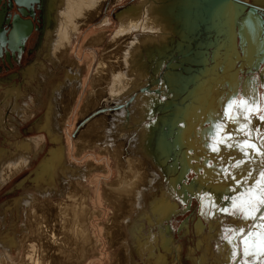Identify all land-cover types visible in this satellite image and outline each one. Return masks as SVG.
Returning <instances> with one entry per match:
<instances>
[{
	"label": "bare ground",
	"instance_id": "obj_1",
	"mask_svg": "<svg viewBox=\"0 0 264 264\" xmlns=\"http://www.w3.org/2000/svg\"><path fill=\"white\" fill-rule=\"evenodd\" d=\"M106 1L107 0H42L41 3L43 5L42 6L43 27L41 29L42 34L40 36V41L37 46L38 58L35 61L38 67L37 69H35L34 66H31V67H27L25 71H22V76L24 77V79H26V77L28 78L30 77L31 82L30 83L25 82L28 85V87L25 88L24 90H21V86L16 88L15 84H10L8 87H2V85H0L1 88L0 89L1 90L0 91V131L3 137H10L12 139L14 138L15 140L18 141L17 143H13L11 145L10 151L0 150V186L2 184H5L12 176H15L17 173L29 167L31 160L36 159L40 153H43L45 151L47 140L52 145L49 147L47 154L43 157V159L35 167V169H33V171L30 172L29 175L23 178L21 182H19L15 186L16 189L24 188L25 183L29 182L32 185V188L34 189L33 194H29V195L21 194L20 197H17L13 200H9L8 202H5L1 206L0 264H69V262L71 261V256L75 252H78V259H79V261H77L76 264H81L82 260L86 259V254H89L90 251L96 247L97 241L94 240V238H92L89 234L90 233L89 231L91 230L89 226L91 224L87 222L88 218L92 215H90V212H88L84 208L85 202L88 199L87 195L90 194V191L88 190L84 194H82L83 193L82 192L79 195L77 202V200L75 199V197H78V195L75 196L76 191L78 192L76 186H78V184H80L81 181L83 180V175L81 174V172L80 174L79 173L76 174L75 173L76 169L75 168H74L75 170L71 169L70 165L66 160L67 145L71 146V141L69 139L70 137L65 133L64 128H65V122L67 121L68 117L71 115L72 112L73 105L71 104L72 102H74V98L76 94L79 92V90L85 86L84 83H86L85 82L87 79L86 77H88V79L93 78L92 82L93 84H95V82L98 80V75L101 74L102 72L108 70H115V69H119L117 71H120V67L122 66L121 64L124 65L125 56L124 57L120 56L119 55L120 53L108 52L109 54H105L102 67L100 66L101 65L100 63L98 64L99 67L96 73L97 75L96 74L94 75V73H92L91 77L89 71L91 64L88 61L89 56L84 55L82 61H79V62H83L84 64V66L82 65L83 68H81L77 62L70 61V63H68L65 59L67 53H69L70 50L68 48L69 45L68 43L71 41V39L76 38V36L81 32L80 30L84 26L86 27L87 24H91L93 22L98 21L100 17L105 14L104 4ZM153 1L146 0L145 6L147 5L148 8L146 7L145 8L146 10L148 9V14L153 13L154 9L149 8L150 6L154 5ZM240 1L249 4V0H240ZM252 2L254 5V0H252ZM132 13L134 15L136 14L134 12ZM230 13L231 12H229L228 15H230ZM169 14L171 13L165 15L168 16ZM118 16H119V22L123 27L125 26V23L128 20H130V15L128 14H124V16L122 17H120V14ZM136 16H138V14H136ZM133 19L134 20H131L132 22L131 27H133L131 28V31L134 32L135 30L136 33L134 34H137V32L139 31H143V33L148 31L152 33L153 31L154 32L156 31V29L155 30L149 29L148 26H144V28L140 29L141 25L144 24L143 20L141 18L140 20L139 17H135V18L133 17ZM165 20L166 19L164 18V21ZM180 22L181 21L178 19L177 21H175V23L173 22V25H171V23L169 25L165 23L166 26L161 31V34L164 33V35H161L162 39L163 37L164 38L168 36L170 37V35L174 34V32L172 31L176 30L175 29L176 27L177 29H179ZM127 32L128 31H126L125 33ZM85 37L86 34L83 35L82 39L84 40ZM17 38L18 37L15 36L14 39L16 40ZM189 44L190 46L193 47L192 41L189 42ZM236 44H237V39H236ZM198 45L200 46V43ZM167 48L168 46L164 45L161 51ZM79 51H81V49H79L78 52ZM236 52L239 58L238 49L236 50ZM233 56H234L233 53L227 55V60L225 62L226 64L224 65L225 76L223 78H219V77L213 78V84L215 85L219 84L222 86V88H224L225 86L229 88L231 93H228L227 97H225L224 93L221 92L219 88L217 90L212 86L206 85L205 87L203 86V88H201L202 87L201 86L200 90L204 91L205 95H202V93L199 94L198 92L199 90H196L195 94L191 95L195 98H199V105H200V106H194V109H192L193 111L192 118L187 117L189 113L184 112L185 111L184 109H183L184 111H182L180 115L176 114V112L179 111L175 112V116L171 114L173 119L180 117L182 119L181 122L185 123L186 124L185 126L188 127V130H186L185 128L186 131L185 130L179 131L182 132L183 134V136L180 137L181 140L179 139V137H176L177 139H179L178 140L179 142L181 141V145L184 146L187 145V147H185L186 150L183 151L184 154L182 153V155L176 152L175 154L178 155L174 154L175 155L174 157L171 154L165 156L164 154L165 152L161 148V144L159 146L155 145L154 125H153L154 119H157L158 122L160 121L159 119L163 117L164 120L161 121L165 122L167 117L170 116V114L166 115V113H168V111L171 110V106L170 104H167L168 106L165 105L159 106L161 104L155 103L157 101L156 98H155L156 101L154 102V100L151 101V99L145 97L144 103L147 102L146 105L144 104L145 109L143 111V114H141V116L139 117L140 120L138 119L137 120L139 121V123L143 122L144 120H151L150 124H146V125L144 124L145 128L143 129L146 131L147 135L143 134L144 133L143 132L142 133L143 136L141 134L142 137H140V142H137L135 140L137 138L136 136L135 139L133 138L134 141L133 142L131 141L132 143H130V141L128 140L129 142L128 144H130L128 148L130 147V149L132 150L135 149L134 150L135 152L137 151L136 149L138 148V145L141 144L140 146H143L142 158L143 156L145 158H143V162L139 160L135 164L136 160L134 159L133 156L137 152L134 154L132 153L131 150L132 154L130 156L131 158H129L130 160H128V163L132 175L126 176L124 175V171L121 172L119 171L120 172L119 174L120 178L118 180L119 182L116 184L115 187H112V189H110V197H112L111 198L112 204L115 209V216H114L115 218L113 219V222L110 221L109 224L107 223L108 230H106L107 231L106 235L109 238V242L114 246L122 245L124 252H126L128 250L126 247L128 246H126L127 243L126 244L123 243L124 232L120 230H122L121 228L127 226H131V228L129 227L130 231L128 232H129V238L131 237L133 241L129 248L130 251L128 253L126 252L127 254L123 253L121 256H119V258L117 257L118 258L117 264H168V260H169V264H178L179 263L178 261H180L181 259V251H180L181 247L179 245L174 244L173 236L172 234H170L173 228L172 224L173 222H175L179 212L183 211L184 205L187 206L188 203H190L191 205L192 198L194 196L196 197L197 194L202 195V193H204V196L206 195V198L205 197H204L205 199L203 198L204 207L202 214H200L202 215L200 216L201 220H198L197 223L194 225L195 233L198 235V237L199 236L202 237L204 233V226L202 220L205 221L207 225H209L210 227L209 229L212 232L215 231L217 226L222 228L224 224L227 222L224 221L223 219L221 220L220 217L221 215L228 214L229 212L231 213L232 211L230 210V208L232 207V202H230L229 200L225 201V197L229 196L230 194H232L233 196L234 191L231 189V184L233 183L234 179L230 177L231 175H227L228 171L225 169V167H222L221 165L218 164V162L214 161L215 164L211 165L210 167L205 166V168L207 169L202 179L200 177L199 179H194L189 185L187 184V182L189 180L188 177L191 174V172H193L194 174V172L197 171L196 173H198L200 165H202V164L193 165L194 157L197 158V160L200 157L201 158L204 157L206 158L205 161L208 160L209 162L210 158L215 160V156H219L220 152L222 151H226L227 153H229V151L231 152L234 151L236 154L240 152H244V150L243 151L241 150L240 145L246 139V136L245 137L242 136V133L238 131L240 126L243 123H245L243 119H238L235 122H230L228 128H226L227 129L226 135L230 134L232 138L230 140H227L226 144L218 145V149H219L218 151L213 152L211 150V145L213 144V138L215 137L216 139H219L220 137V133L217 132L216 126L221 125L224 128L228 123V121H226L224 117H222V119H219L218 121L216 120V117L218 116L219 113H221L223 107H226L229 101L233 99L239 84L237 74L232 73V69L235 68L234 65L237 62L236 60H238L235 59ZM40 58H42V61L40 60ZM197 58L198 57L196 56V53L188 57L189 62L187 60L188 63H186V65L188 66L187 69H190V67L193 68V66H195V68L200 67ZM245 58L249 61L248 62L249 64L252 61L254 64L253 52H251L250 55L248 54L245 55ZM48 65H51L53 67L60 66L58 68L62 67L67 71L65 72V78L63 79V82L61 81L57 82L56 85L52 88V90L51 91L49 90L48 94H46L45 85L46 82L49 80V78L52 76L51 75L52 72L50 71ZM177 67L175 69H177ZM127 68L126 69L122 68V69H125L127 71ZM155 71L153 75L155 74ZM176 75H174V77ZM95 76H96V81H95ZM154 77L156 76L154 75ZM174 77L172 78V82L175 79ZM151 78L153 79V77ZM179 78L176 79L179 80ZM261 81L262 82L257 81V84L259 83V85L260 84L264 85V70L261 73ZM184 82L189 83L190 81H187L186 78V81ZM32 83H34L35 86H33ZM173 84L174 83H172V85ZM180 84L181 83H179V85ZM179 85L177 84L178 87ZM138 86L139 85L137 83V88ZM157 86H159V84H157ZM175 86L176 84L174 85V87ZM242 88H243L242 92L244 94L243 96L245 98H248L251 101H255L256 104H259L260 96L258 93V89H256L257 87L255 88L254 80L253 81L247 80L245 83L242 84ZM171 90L170 92H172ZM163 93L165 95H163ZM167 93L162 92V95L166 96ZM179 93L176 94H178L179 96ZM45 95L47 99L45 98L46 100L44 101L43 99ZM155 96H157V94L153 95L152 98L154 99ZM149 101L150 103H148ZM151 102L155 106L154 109L151 108V106H149L151 105ZM40 104L42 105L44 104V107L46 108V113L44 112L45 113L44 121L41 122L40 124L35 123V129H37L36 132H38V134L40 135L38 136V138H41L42 141L45 142L42 144V147L40 148L41 152L37 151L36 149V145H38L36 139L31 140V138L29 139L22 138L20 139V141L19 139H16L17 136L19 135V128L27 121V119L32 117L34 110H36V108H38V105ZM147 105L148 107H146ZM86 110L87 109H85V106H83L81 111L82 112L81 120L83 119L86 120L87 116L92 112H94L92 111L89 113L86 112ZM163 112L164 114H162ZM158 113H161L162 115L156 116ZM182 114L184 115V117L181 116ZM207 122L211 124L209 129L198 130L199 125H203ZM178 124L181 123L180 122L176 123L175 127H177ZM7 126L9 130H7ZM248 126L249 127L251 126L252 132L254 133L251 143L257 145L258 147L261 144H264V139H261V137L264 136V122L260 124L261 127L260 132L262 133L260 139H258L257 136H255L257 132L256 131L257 123L255 119H254V123H249ZM91 127L89 128L87 127L88 133L92 131ZM247 128L245 129V131L247 130ZM95 129L96 128L94 127L93 130ZM175 129L176 128H174L173 130ZM172 131H171V136H174L176 130L173 132ZM130 135L131 134H129V136ZM203 138H204L203 141H206V143L201 145L200 141H202L201 139ZM4 141L5 143H7L6 138L4 139ZM92 145L95 144L90 143L88 147H91ZM102 145L103 147H106L105 146L106 144H102ZM124 145L125 143L122 144V146ZM229 146H231L230 150H228ZM12 147L14 149H12ZM125 150L127 151V149ZM193 150L198 151L197 154L195 153V156H192L191 151ZM189 152H191V154ZM139 157L141 158V156H138V158ZM148 159L153 160V162L156 163L159 170L161 169L162 173L164 171V164L167 163L169 160L172 161V163L169 164V167L167 168L168 169L167 171L168 175H166L167 177L165 178V176L162 174L163 175L162 177H164L163 179L166 180V184H167V187L165 189L160 188L161 185H159V182L161 180L158 174L153 172V170L151 171V169H149V166H147ZM262 159H263L262 166H260V168L264 169V156ZM122 166L124 167V165ZM73 167L74 166H72V168ZM136 171L138 172L137 174H135ZM74 176L76 177L75 179ZM240 189H241L240 187H237V189H235V192L240 191ZM62 195H65V199L71 201V203L74 202V205H70V203H67V201H63ZM51 196L58 197V199L52 202V200L50 199ZM89 196H90L89 198L91 199L92 195ZM96 197L98 198V196ZM178 198L180 200H177ZM97 202L98 200L96 199L95 201H93L94 204H97ZM224 209H229V212H225ZM129 216L130 217L132 216V218L128 219ZM238 217H239L238 215H233L231 219V223L234 222L237 224V226L239 227L241 226V228L244 229H247L249 228V226H252L254 224L260 223V221L258 220L253 221V220H243V219L242 221L239 222L240 219H238ZM189 226H190L189 222L185 221L180 226L179 230H182L184 234H189L190 232ZM230 228L232 227H229V229ZM109 229L111 230V232H109L110 231ZM206 238L207 237L204 236L203 239L198 240L196 249H198L200 245L203 243L205 245V249L208 251L206 252L210 253L209 246L206 242L208 240ZM210 238L212 240H216V236L214 235H211ZM236 243H237L236 240H233L232 243L224 242V244H222V247L219 250V252H221L220 256L214 257V255H212L213 260L211 264H237V261L241 259L240 256H237L236 260L232 259L233 250L238 251V249H236ZM22 248L25 249L23 251L24 253H22L24 256L23 261L21 263L13 262L12 253L15 252L17 253L16 255H18ZM161 248L163 249L164 253L161 252ZM196 249L190 248L188 250L190 254V255L188 254V257L192 259L193 264H199V263L204 264L205 263L204 260H199L195 257ZM179 264H183V260Z\"/></svg>",
	"mask_w": 264,
	"mask_h": 264
},
{
	"label": "rangeland",
	"instance_id": "obj_2",
	"mask_svg": "<svg viewBox=\"0 0 264 264\" xmlns=\"http://www.w3.org/2000/svg\"><path fill=\"white\" fill-rule=\"evenodd\" d=\"M263 1L264 0H254V3L257 6H263L264 8ZM41 2L42 0L38 3L39 7L37 8L40 11L39 16L36 13L37 12L36 6H34V14H35L34 17L36 19L38 18L37 19L38 21L37 29L33 30L32 34L30 35L29 41L26 43V47H29L30 49H32V52L26 55L25 57L23 56L21 57L19 61V65H18L19 67L16 66L13 69V71H11L13 74L9 71L10 74H8L7 72H4L1 75L0 85H2V87H8L10 84H15L16 86L18 85L21 86V90H24L25 88L28 87L26 83L31 82V78L29 77L30 78L29 79L28 77H26V79H24V77L22 76V71H25L27 67L34 66L35 69H37L38 67L35 61L38 58L37 46L40 41V36L42 34L41 29L43 27L42 25V22H43L42 6L43 5ZM153 2H154V5L149 7L150 9H154L153 13L148 14V9L146 10L148 6L147 5L145 6L146 0H114V1L107 0L104 4L105 14L102 15L98 21L93 22L91 24H87L86 27L82 26L83 28L80 30L81 32L76 36V38L71 39V41L68 43L70 45V46L68 45V48L70 50H69V53H67L65 60L68 63H70V61L77 62L80 65V67L83 68L84 66L83 62H79V61H82L84 55L89 56L88 61L91 64L90 70H89L90 77L92 76V73H94V75L97 73L99 63L101 64L100 66L102 67L105 54H109L108 52L120 53L119 54L120 56H123V57L125 56L124 65L121 64L122 66L120 67V71H117L119 69H115V70H108V71L102 72L101 74L98 75L97 81H96V76H95V81L97 82V83L95 82V84H93L92 82L93 78L88 79V77H86L87 78L85 81L86 83H84L85 86L83 85L84 87L80 89L79 92L76 94L74 98V102H72L71 104L73 105L71 115L68 117L67 121L65 122L64 131L70 137L69 139L71 141V146L67 145L66 160L68 164L70 165L71 169L77 170V171L75 170L76 174L78 173L80 174L81 172V174L83 175V180L81 181L80 184H78V186H76L79 193L76 191L75 196L78 195V197H75V196L74 197L78 202L79 195L82 192H83L82 194H84L86 191L88 190L90 191V194L87 195L88 199L85 202L84 208L88 212H90V215H92L89 217L90 219L88 218V221H87L88 223L91 224L89 226V228L91 229L89 231L90 232L89 234L92 238H94V240L97 241V242L95 241L96 247L93 248L89 254H86V259L82 260L81 264H117V259L119 258V256H121L123 253L127 254L130 251L129 248L133 241L131 237L129 238L128 231H130L131 226L121 228L122 230H120L124 232V242L123 243L125 244L127 243L126 246L128 247L126 248L128 250L126 251L125 249L127 253L124 252L122 245L114 246L109 242V238L106 235V232H107L106 230H108L107 225L110 223V221L113 222V219L115 218L114 217L115 209L112 204V199H111L112 197H110V189H112V187H115L116 184L119 182L118 181L120 178L119 174L121 171H124V175L126 176L132 175V173L130 172L131 169L128 163V160H130L129 158H131L130 156L132 153L135 154L137 152L135 154L136 156L134 154H133L134 156L132 155L134 159L136 160L135 164L139 160L143 162V158H145L144 156L142 158V155H143L142 147L143 146H140L141 144L138 145L136 152L134 151L135 149L132 150L130 149V147L128 148V146H130V144H128L129 143L128 140L130 141V143H132L134 141L133 138L135 139L137 137L135 140L137 142H140V137H142L143 134L147 135L146 131L143 128H145L146 124H150L151 120H144L143 122H140V123L138 121L140 120L139 117L141 116V114H143V111L145 109L144 104L146 105L147 103V102L144 103L145 97H148L149 99H151V101L154 100V102L157 99L155 103L161 104L159 106H162V105L168 106L167 104H170L171 106V110L168 111V113H166V115L170 114V116L167 117L165 122L161 121V120H164L163 117L159 119L161 121V122L158 121L159 123L157 122V119H154L153 125H154L155 145L159 146L161 144V148L164 150L165 156H168L169 154H171L174 157L175 155H178V154L180 155H182V153L184 154L183 151L186 150L185 147H187V145L185 146L181 145V141L180 142L178 141L179 139L181 140L180 137L183 136L182 132H179V131L180 130L184 131L185 128L186 130H188V127L185 126L186 125L185 123L180 122L181 124H178V126L175 127L176 129H178L177 131L179 132L180 136H177V137H179V139L175 138L176 134H174V136H171V131L174 129V127L172 126L173 118L171 114L175 116V112L179 111V112H176V114L180 115L182 111L185 110L184 112L189 113V114L187 113L188 114L187 117L192 118L193 117L192 109H194V106H200V105H199V98H195L191 95L195 94L196 90H199L198 91L199 94L201 93L202 95H205V94H204V91L200 90V88L197 89L196 85L194 86L195 89L193 88L192 90L193 92L189 93V96L187 97L185 96L186 95L185 91L181 93L182 92L181 90L184 88V86L190 84L188 82H184L186 81V78L184 77L185 75H187L185 74L186 72L184 71L187 70L188 68L186 63H188L189 60L186 58L185 61L188 60V62L184 61V63L182 62L180 64V59L176 55V53L178 51L179 53H184V54H188V53L195 54L196 53L199 55H204L205 51H202L200 47L206 44H210V42H213L216 44L215 48L213 49V52H216L217 54V52H219L218 43H220V41L217 40V35L219 34L218 29L224 32L223 26L224 25L230 26L228 31L226 30L225 33L229 36H233L234 31L232 27L235 22L234 20L236 16V11L241 10V5L239 3L233 2V0H176V1L175 0H157V2L155 0ZM174 2H176L177 4ZM249 4H253L252 0H249ZM229 7L233 10L232 11L233 13L232 14L230 13V15H228ZM213 10L215 11V13L212 12ZM132 12L138 14V16H136V14L134 15ZM166 12L171 13V14L167 16L165 15V14H168ZM123 13L130 15V20H128L125 23L124 27L119 22V16H118L119 14H120V17L124 16ZM132 16L134 18L139 17V19L141 18L143 20L144 24H142L143 26L141 25L140 29L144 28V26H148L149 29H153V30L156 29V31L155 32L153 31L152 33L150 31L144 32V33L143 31H139L137 32V34H134L136 33L135 30L134 32L131 31V28H133L131 27V23H132L131 20H134ZM210 16L212 17V19L214 18L212 22H209V24L206 23L204 25L200 24V22H202L203 20H209L208 18H210ZM164 18L168 22L166 20L164 21ZM178 19L181 21L179 24V29H177L176 27L175 28L176 30L172 31L174 32L175 35L172 34L170 35V37L169 36L166 38L163 37L162 39L161 35H164V33L161 34L162 29L166 26V24L169 25L171 23V25H173V22L175 23V21ZM190 22H193L194 24V25L192 24L191 28L189 27ZM227 22H229V24ZM212 28L214 30H213V34L210 36L207 33V30L208 29L211 30ZM126 31L128 32L131 31V32L125 33ZM84 34H86V37L83 40L82 37ZM179 34L181 35V37ZM142 35L143 36L145 35L146 37L145 36L143 37ZM229 40H230V45L232 46L234 43L233 39L230 37ZM191 41L193 42V47L190 46L189 44V42ZM199 43L201 46L198 45ZM237 44H238V39H237ZM164 45L168 46V48L163 49L161 51ZM79 49H81V51H79L80 53L78 52ZM224 49L226 50V48ZM237 49L239 52V58L238 60H236L237 62L234 65L235 68L232 69V73H236L238 76V82H239L238 88L239 89L237 88L236 94L233 97V99L244 95L242 92L243 83H245L247 80H251V81L254 80L255 88L257 87L256 89H258V93L260 96L259 104H261L262 98H264V85L262 84L259 85V83L257 84V81L262 82L261 73L264 70V64H261L257 70H254L253 61L249 64L248 63L249 61L245 57H242V53L240 52L238 45H237ZM211 50L212 48H209V47L207 48L208 53H210ZM150 54L153 56H151ZM253 57H254V52H253ZM40 60L42 61V58H40ZM168 63H169L168 65L169 67L166 68V64ZM158 64H160L161 66ZM225 64L222 65V62H221L220 66L222 65L224 68ZM179 65L180 66L182 65L181 67L185 70L184 71L180 70L181 67ZM48 66H49L50 71L52 72L51 74L52 76L46 82V85H45L46 94H48L49 90L50 91L52 90V88L56 85L57 82L59 81L63 82V79L65 78V72L67 71L62 67L58 68L60 66L58 67H53L51 65H48ZM175 66L176 67L178 66L177 69H175L176 68ZM122 68H125V69L127 68V71ZM156 68H159V69H156ZM193 68H195V66H193ZM158 70H159V73H158ZM170 70L173 72H171ZM154 71H155L154 75L156 77H154L153 75ZM165 74L166 75L169 74V75L166 76ZM174 75H176L177 77L176 76L174 77ZM224 76H225V73H222L215 77L223 78ZM151 77H153V79ZM173 77L175 79L172 82ZM176 78H179V80H177ZM201 78L205 79L206 77H201ZM213 78H207L208 81L210 79L212 80V82L211 81H209V83L207 82V86H212L216 88L217 90L219 88V90H221V92L224 93L225 97H227V94L231 93L229 88H227L226 86L222 88V86L219 84H216V85L213 84ZM175 80H176V83H175ZM137 83L140 86V87L138 86V88H137ZM156 83L159 84V86H157ZM172 83L174 84L172 85ZM179 83L181 84L179 85ZM160 84L161 85L163 84V85L161 86ZM175 84L176 86L178 84L179 87L181 88H179L178 86L174 87ZM32 85L35 86L34 83H32ZM191 86L192 84H190V87ZM170 90L172 92H170ZM162 92H166V93L170 92V93H167L170 95L166 94V96H163L165 94L163 93L162 95ZM176 93H179V96ZM156 94L157 96H155L153 99L152 98L153 95H156ZM45 98H46V95L44 96V99H43L44 101L47 99ZM148 103H150V101ZM152 105L153 104L151 102V105L149 106H151V108L154 109L155 106L154 105L152 106ZM83 106H85V109H87L86 112H89V113L92 111L94 112H92L93 114L91 113L88 116L86 115L87 116L86 120H83V123L79 125L81 118H82L81 111H82ZM146 107H148V105ZM224 109L225 107H223L222 110ZM222 110H221V113H219L218 116L216 117L217 121L219 119H222L223 117ZM44 112L46 113V108L44 107V104L38 105V108L34 110L32 117L27 119V121L19 128V135L16 138V139H19V141L22 138L23 139L31 138V140L36 139V142H38V145H36L37 151H40L42 144L45 142L42 141L41 138H38V136L40 135L38 134V132H36L37 129H35V123L40 124L41 122L44 121L45 119ZM162 114H164V112ZM162 114L158 113L156 116H159ZM254 119L257 123V127H256L257 132L255 136H257V138L260 139V136L262 135V133L260 132L261 131L260 124L264 121L260 119V113H257L256 115L252 116L250 118L249 123H254ZM96 120L99 122H97ZM229 124L230 122L228 121L227 125L223 128L224 134H226V131H227L226 128H228ZM210 125L211 124L209 122L203 125H199L198 130L209 129ZM248 125H247L248 128L245 132L250 133V136H246V139H249L251 142L254 136V133L252 132L251 126L249 127ZM93 126L97 130L96 129L93 130L94 129ZM87 127L88 128L91 127L92 131L90 133L87 132V129H88ZM7 130H9L8 126H7ZM137 132L139 135L137 134ZM129 134L131 135L129 136ZM242 136L245 137L244 134H242ZM5 138L7 139V143H5L4 141ZM201 140H202L200 141L201 145L206 143V141H203L204 138ZM17 142L18 141L15 140L14 138L12 139L10 137H3L0 131V150L10 151L11 145ZM90 143H94L95 145H92L93 146V147L91 146L92 148L88 147ZM124 143L125 145L122 146V144ZM102 144H106L105 145L106 147H103ZM50 146L52 145L47 140L45 151L43 153H40L36 159H32L33 161L31 160L29 167L17 173L15 176H12L5 184H2L0 186V211H1L2 204H4L5 202H8L9 200H13L17 197H20L21 194H24V195L33 194L34 189L32 188V185L29 182L25 183L24 188L16 189L15 186L16 184L21 182L23 178L29 175L30 172L33 171V169H35V167L41 162L43 157L47 154V151ZM12 149L14 148L12 147ZM125 149H127V151ZM230 149H231V146L228 147V150ZM131 150H132V153H131ZM251 151L252 150L250 149H244V152H240L237 154L234 151L232 152L229 151V153H227L226 151H222L220 152L221 157L220 155L215 156V160L210 158L211 160L209 159V162L208 160L205 161L206 158L204 157L202 158L200 157L198 158V160L197 158L194 157L193 165H200V164L202 165H200L198 173H196L197 171L194 172V174L193 172H191V174L188 177L189 180L187 184L189 185L194 179H199V177L202 179L207 169L205 168V166L210 167L211 165L215 164V162H218L219 165H221L222 167H225V169L228 171L227 175H231L230 177L234 179L233 183L231 184V189L234 191V194L233 196L232 194H230L229 196L225 197V201L229 200L230 202H233L235 198L244 194L249 188H253V186L256 187V181L257 179H260L259 174H260V171L262 170L260 166H262L263 156L260 155L259 153L253 154V152ZM138 152H139V155H138ZM176 152L178 154H175ZM191 152H192V156H195V153L196 154L198 153V151H195V150ZM191 152L189 153L191 154ZM245 153H248V154L245 156ZM138 156H141V158L140 157L138 158ZM151 159L147 160V166H149V169H151V171L153 170V172L158 174L161 180L159 182V185H161L160 188L165 189L167 187V184H166V180L163 179L164 177L162 176L164 175L165 178L167 177L166 176L168 175L167 168L169 167V164L172 163V161L169 160L167 163L164 164V171L162 173L161 169L159 170L156 163L153 162V160ZM152 164L155 166H153ZM122 165H124V167ZM72 166L74 167L72 168ZM137 173L138 172L136 171L135 174ZM75 178L76 177L74 176V179ZM237 187H240L241 189L240 191L235 192V189H237ZM89 195H92L91 199L89 198L90 197ZM200 195L201 194H197L196 197L194 196L192 198L191 205L190 203H188L187 206L184 205L183 211L179 212V214L176 217L175 222H173L172 224L173 228L170 234H172L173 236L174 244L179 245L181 247L180 249L181 259L180 261L177 260L179 263H181V261L183 260V264H193L192 259L188 257V254H189L188 250L190 248L196 249L198 240L203 239L205 236L207 237L206 239L208 240L206 242L209 246L210 253H207L208 251L205 249V245L202 243L201 244L202 246L200 245V247L196 249L195 257L199 260H204L205 262L204 264H211L213 260L212 255H214V257H219L221 254L219 250L222 247V244H224V242H228V240L225 239V237L227 236L231 238L232 234L230 230L241 228V226L240 227L237 226L236 223L234 222L231 223V219L233 215L229 212L228 214L221 215L220 217L221 220L223 219L224 221H227L224 224V226L222 228L217 226L215 231L213 232L210 231L209 225H207L205 221L202 220V223L204 226V233H203V236L202 237L199 236L200 237L199 238L198 235L195 233L194 225L197 223L198 220H201L200 216L202 215L200 214H202L203 212L204 199L206 198V195L204 196V193H202L201 196ZM96 196H98V198ZM50 199L53 202L54 200H57L58 197L51 196ZM95 199L98 200L97 204L93 203ZM62 200L67 201V203H70V205H74V202L71 203V201H68L67 199H65V195H62ZM177 200H180V199L178 198ZM230 210H232V207L230 208ZM131 218L132 216L128 217V219H131ZM238 219H240L239 222L242 221L240 217H238ZM185 221L189 222L190 224L189 234H184L182 230H179L180 226ZM229 227H232V228L229 229ZM249 228H251V226H249ZM249 228L245 230H248ZM109 232H111V230ZM209 235L216 236V240H212ZM24 250L25 249L22 248L18 255H16L17 253L13 252L12 261L15 263H21L24 257L22 254L24 253L23 252ZM161 252L164 253L162 248H161ZM203 253L205 254V256ZM77 261H79L78 252H75L71 256V261L69 262V264H76ZM168 264H169V260H168Z\"/></svg>",
	"mask_w": 264,
	"mask_h": 264
},
{
	"label": "water",
	"instance_id": "obj_3",
	"mask_svg": "<svg viewBox=\"0 0 264 264\" xmlns=\"http://www.w3.org/2000/svg\"><path fill=\"white\" fill-rule=\"evenodd\" d=\"M11 1H13L16 5L22 7L21 9H18L19 13L22 14V16L26 15L25 8L31 10V16L32 14V4L35 0H8V2L11 4ZM37 2V1H36ZM233 2L239 3L241 5V10L236 11L235 16V22L233 24V31L234 35L229 36L225 33V31L230 28V26H223L224 32H222L220 29L219 34L217 35V40L220 41L218 43V51L213 52V49L215 48V43L210 42V44H206L204 46H201V50L205 51L204 55L196 54L198 57L196 60L199 61L200 67L199 68H192L185 70L186 74L184 78H187V81H190L189 83L192 84V87L189 85H186L181 91L182 93L185 91L186 97L189 96V93L192 92L194 86L196 85V88H203V86L207 85V82H212V80H209L207 78H213L219 74L224 73L223 64H225L227 60V55H230L233 53V57L235 59H238L237 56V47L239 46L240 52L242 53V57H245V55H250L251 52H254V70H257L261 64H264V10L260 9L259 7L248 4L243 1L233 0ZM224 4V3H223ZM229 12L233 13L232 9L229 7ZM212 12L215 13L213 10ZM212 16V15H211ZM208 18L209 20H203L200 22L201 25L209 24V22H212L214 18L212 17ZM16 18L18 16H15ZM177 21V20H176ZM18 22L20 25L15 33L16 37L20 38L22 41L29 35L32 24L29 20L23 21L22 19L18 18ZM229 24V22H227ZM25 26L23 27L22 25ZM193 22L189 23V27L191 28ZM194 25V24H193ZM213 28L210 30H207V33L211 36L213 34ZM217 31V30H216ZM230 37L233 39V45H230ZM211 38V37H210ZM236 39H238V44H236ZM212 48L211 52H207V48ZM226 48V50L224 49ZM231 50V51H230ZM224 51V53H223ZM176 55L180 59V63L184 62L185 59L193 55L192 53L184 54L179 53L177 51ZM174 59V58H172ZM233 59V60H235ZM177 61V60H176ZM187 61V60H186ZM222 62V67L220 66ZM230 62V61H229ZM231 63V62H230ZM168 67V64H166V68ZM181 67V66H180ZM180 70H183L182 67ZM201 77H206L205 79H202ZM93 114V113H92ZM183 116V114L181 115ZM84 120V119H83ZM83 120L80 121L79 125L83 123ZM181 118H175L172 121V126L175 128L176 123L181 122ZM176 129V137L179 135V132L177 133ZM175 137V138H176ZM169 154V153H168Z\"/></svg>",
	"mask_w": 264,
	"mask_h": 264
},
{
	"label": "snow or ice",
	"instance_id": "obj_4",
	"mask_svg": "<svg viewBox=\"0 0 264 264\" xmlns=\"http://www.w3.org/2000/svg\"><path fill=\"white\" fill-rule=\"evenodd\" d=\"M257 113H260V119L264 121V98L261 104H256L248 98L239 96L229 101L223 110V117L229 122H235L238 119H243V123L238 129L245 136H250V133L245 132L250 118ZM217 132L220 133L219 139L213 138L211 150L218 151V145L226 144L227 140L232 137L223 132V127L217 125ZM264 139V136L261 137ZM241 150L250 149L253 153H259L264 156V144L259 147L245 139L240 145ZM246 155L248 153H245ZM260 179L256 181V187L249 188L244 194L235 198L232 202V215H238L243 220L260 221L259 224H254L248 230L244 228L230 230L231 238L225 237L229 243L236 240V249L232 252V259L236 260L240 256L237 264H264V169L260 171ZM229 212V209H224Z\"/></svg>",
	"mask_w": 264,
	"mask_h": 264
},
{
	"label": "flooded vegetation",
	"instance_id": "obj_5",
	"mask_svg": "<svg viewBox=\"0 0 264 264\" xmlns=\"http://www.w3.org/2000/svg\"><path fill=\"white\" fill-rule=\"evenodd\" d=\"M40 1L41 0H35L32 4L33 16L30 15L31 10L27 8H25L26 15L22 16V14L18 11V9H21L22 7L16 5L13 1H11L10 4L8 0H0V77L4 72L10 74V72L13 71L16 66L19 65L21 57H25L26 55L32 52V49L26 47V43L33 30L37 29L38 18L36 19L34 17V6H36L37 9L39 7L38 3ZM259 8L264 10L262 6H259ZM36 11L39 16L40 11L38 9ZM15 16L18 17L16 18ZM18 18L22 19L23 21L29 20L32 24V29L29 35L23 41L20 38H17L16 40L14 39L16 36L15 30L20 26L18 25ZM22 26L24 27L25 24ZM13 42H16V45ZM15 87L17 88L19 87V85H15Z\"/></svg>",
	"mask_w": 264,
	"mask_h": 264
}]
</instances>
